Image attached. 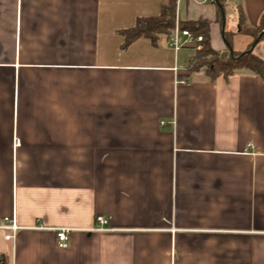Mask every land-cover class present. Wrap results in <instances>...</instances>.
<instances>
[{
	"label": "crops",
	"instance_id": "crops-1",
	"mask_svg": "<svg viewBox=\"0 0 264 264\" xmlns=\"http://www.w3.org/2000/svg\"><path fill=\"white\" fill-rule=\"evenodd\" d=\"M177 2L217 51L238 8L264 23V0H226L222 23ZM166 3L0 0V264H264V81L189 74L165 35L123 49Z\"/></svg>",
	"mask_w": 264,
	"mask_h": 264
},
{
	"label": "trees",
	"instance_id": "trees-1",
	"mask_svg": "<svg viewBox=\"0 0 264 264\" xmlns=\"http://www.w3.org/2000/svg\"><path fill=\"white\" fill-rule=\"evenodd\" d=\"M177 1L167 0V3L161 7L159 16L138 18L133 27L119 31L118 35L123 38V49H127L138 39H147L156 46L160 36L169 37L174 30L178 17ZM213 2L217 5L218 20L222 23L226 0H213ZM238 13V34L246 33L253 37L255 32L264 26L263 23L258 27L251 28L247 25L243 10L238 8ZM180 26L181 29L190 31L194 38L204 37L203 47L196 50L195 55L189 61V74L203 73L209 80L215 81L219 77L229 78L242 72H248L264 81V59L257 54L242 55L241 52L232 50L235 33L225 30L223 35L227 48L223 51H217L211 46L209 23L180 22Z\"/></svg>",
	"mask_w": 264,
	"mask_h": 264
},
{
	"label": "built area",
	"instance_id": "built-area-1",
	"mask_svg": "<svg viewBox=\"0 0 264 264\" xmlns=\"http://www.w3.org/2000/svg\"><path fill=\"white\" fill-rule=\"evenodd\" d=\"M205 1H211L213 0H205ZM233 3H238L239 0H230ZM204 41L203 36H199L197 38H194L193 34L188 30L181 29L180 21L177 17L174 30L172 34L168 37L167 44L170 49H172L175 53H178L179 51L191 48L196 50H200L202 46V42ZM196 46V47H195ZM183 83L185 81H182ZM5 222L7 225L1 226V229L11 231L12 235H7V240H12L14 238V234L16 233L18 227L15 224L14 219L10 220L9 218H5ZM97 222L100 225V228L98 230H106L104 227L106 224V220L103 216L97 217ZM70 233L71 229L69 228H59L56 230V240H57V246L61 249H66L69 246L70 243Z\"/></svg>",
	"mask_w": 264,
	"mask_h": 264
},
{
	"label": "rangeland",
	"instance_id": "rangeland-1",
	"mask_svg": "<svg viewBox=\"0 0 264 264\" xmlns=\"http://www.w3.org/2000/svg\"><path fill=\"white\" fill-rule=\"evenodd\" d=\"M237 32H234L235 35H239L242 37H249L250 38L248 40L249 43L243 44L241 46L240 51H236L234 46L232 45L233 46L232 50L236 52H241L242 55H245L247 53H253V54H257L260 57L264 58V26H261L260 29L255 32V36L253 35V37L247 35L246 33L238 34Z\"/></svg>",
	"mask_w": 264,
	"mask_h": 264
}]
</instances>
